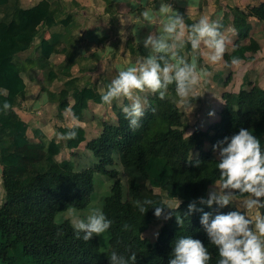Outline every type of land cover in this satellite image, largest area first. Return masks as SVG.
Returning <instances> with one entry per match:
<instances>
[{"label":"trees","instance_id":"trees-1","mask_svg":"<svg viewBox=\"0 0 264 264\" xmlns=\"http://www.w3.org/2000/svg\"><path fill=\"white\" fill-rule=\"evenodd\" d=\"M231 11L239 39L223 58L226 62L232 57L250 62L261 46L250 37L249 19L256 18L264 24V3L248 13L237 7ZM55 14L53 5L46 0L29 9L21 8L18 0H0L3 196L0 201V264H110L113 251L126 258L135 252L136 264H168L172 244L176 238L186 236L200 240L212 255L209 264H216L218 251L203 230L201 216L203 213L227 214L237 206L234 201L233 205L224 208L215 204L209 208L199 203L201 198H208L212 183L219 179L213 146L244 128L253 130L264 148V88L244 77L237 93L223 94L218 121L206 130L196 128L187 135L189 126L178 104L173 102L175 85H171L167 98L161 100L157 94L147 97L145 114L135 130L129 127L122 108H119L115 122L103 123L102 134L86 145L96 162L89 168L76 169L72 161H58L57 157L64 148L74 151L86 142L83 127L73 126L76 137L64 140L63 144L56 139L47 141L39 129L33 131L38 140L34 141L28 135V123L15 110L26 92L17 57L32 47L41 26L51 28L57 24ZM183 16L190 26L193 22ZM62 23L69 21L66 19ZM221 25L223 32L225 24ZM246 39H249L247 44L243 43ZM40 48L36 65L47 70L50 80L54 79L57 73L48 68V62L53 54L63 50L58 49V43L44 38ZM226 79L225 85L231 82L232 74ZM110 82L111 78L107 85ZM70 97L74 100L71 107L78 121H83L90 101L103 104L100 93L92 88H80L72 79L65 83L60 93L50 92V101L57 103L60 116L70 106ZM5 101L14 108L6 114L2 110ZM128 104L125 101L124 106ZM69 129L58 127L57 131L66 133ZM207 142L209 150H205ZM193 152H198L196 158H192ZM122 173L126 177L125 183L120 176ZM101 176L112 180L101 208L112 225L107 232L94 235L89 241L83 240V233L77 239L70 221L62 216L69 206L78 211L90 206ZM156 189L167 199L174 197L181 201L177 210L173 207L174 212L165 209V215L170 214L171 219L154 215L152 206L167 204ZM145 199H150L153 205H145L150 209L143 214L138 202ZM192 202H195L196 211L189 214L188 206ZM176 215L182 219L181 225L177 223ZM159 223L163 225L155 242L143 237L150 225ZM125 224L129 226L127 230L123 227ZM58 232L62 234L58 236Z\"/></svg>","mask_w":264,"mask_h":264},{"label":"clouds","instance_id":"clouds-1","mask_svg":"<svg viewBox=\"0 0 264 264\" xmlns=\"http://www.w3.org/2000/svg\"><path fill=\"white\" fill-rule=\"evenodd\" d=\"M140 3V0H137ZM143 11L136 17L139 26H158L155 32H150L143 41V46L149 55L137 60L126 68L118 70L117 75L106 88L101 89V102L111 105L114 101L123 103L126 99L130 103L122 107V112L129 122V127L135 130L140 126V120L148 105L146 96L141 93L157 94L163 100L168 97L169 86L175 85L173 102L191 109L194 104L190 97L197 87L207 80L210 72L198 63L197 54L202 55L205 62L216 65L223 62V57L231 41L221 31L222 25L208 16L201 17L198 22L190 26L185 23L184 16L167 0H161L159 9L140 4ZM193 6V0H188V7ZM136 35V30L132 33ZM139 44V41H136ZM190 44L194 55L187 59L182 50ZM230 66H239L243 61L239 57H232ZM47 101L43 96L39 103ZM2 110L6 114L14 110L13 105L5 101ZM65 115L75 124L78 118L69 106ZM60 140H71L77 135L70 127L66 133H57ZM190 135V134H189ZM217 154L216 168L219 179L209 190L208 198H201L199 203L211 208L214 204L219 208L233 205V201L240 200L235 210L227 214L203 213L200 223L209 238L210 244L218 251L216 264H264V148L261 141L254 135L253 130L241 128L237 134L225 137L213 146ZM200 162H196L199 167ZM242 198V199H241ZM175 201V209L180 207L181 201ZM153 205L150 199L138 202L139 211L145 214ZM157 218L171 219L165 215V209L173 211L167 204L152 206ZM68 215L77 239L89 241L94 235L100 236L107 232L112 221L107 219L100 208L90 210L86 218H81L76 208L69 206ZM196 211L195 202L188 206V213ZM187 217L186 214H183ZM176 221L182 224V219L176 215ZM124 229H128L125 224ZM62 233L58 232L60 236ZM212 255L208 248L198 239L191 236L176 238L172 244V252L168 264H209ZM137 254L131 256L111 253L110 264H136Z\"/></svg>","mask_w":264,"mask_h":264},{"label":"crops","instance_id":"crops-1","mask_svg":"<svg viewBox=\"0 0 264 264\" xmlns=\"http://www.w3.org/2000/svg\"><path fill=\"white\" fill-rule=\"evenodd\" d=\"M18 1L21 8L29 9L43 0ZM46 1L51 3L55 9L57 24L51 28L45 25L41 26L39 35L36 36L32 47L17 57L19 66L22 69L21 76L26 84V92L15 110L28 123L34 141H38L33 136L34 130H41L46 140L49 141L56 139L47 136V131L51 128L56 130L58 126L72 128L79 125L86 132L85 144L102 134L103 123L115 122L116 117L113 113L117 112L120 102L114 101L111 105H105L90 101L88 109L84 112L83 121L73 124L70 118L65 115V111L62 116L58 114L57 103L50 101V92L60 93L64 89L65 83L74 79L78 87L92 88L101 94V89L106 88L107 81L110 78L112 80V75L115 77L119 69L135 64L141 56L147 57L149 52L144 48L143 41L150 32H155L158 26L145 25L140 27L136 17L143 11V7L140 6L141 3L149 7H155L158 10L161 0H140V3L137 0ZM167 2L172 5L174 10L187 16L193 23L198 22L203 16H208L212 20H217L220 24H225L223 33L231 41L226 52H230L239 39L233 26L234 17L231 8L237 7L248 13L254 7L263 4L264 0H193L192 7H188V0H167ZM66 19L69 23H62ZM249 23L251 29L253 26L254 31H256L261 27L264 33V24L256 18H250ZM134 29L136 30L135 36L132 34ZM42 38L58 43V49L63 50L53 54L49 59L48 68L57 73V76L51 80L48 78L47 70L40 69L36 65L41 52L40 43ZM137 40L139 44L136 42ZM262 41L259 44L263 50L264 38ZM189 45L185 46L182 53L190 60L194 53L191 48L188 50ZM197 59L199 65L210 72L211 75L207 78V81L215 85L216 91L222 89L220 85L226 88L231 87L233 81L237 79L234 72L239 71L238 67L227 65L224 63L226 62L224 58L223 62L216 65L206 63L203 56L199 54H197ZM253 67L254 75L257 71L259 73L264 71V64L261 68L257 65ZM231 74V82L225 85L224 81ZM226 90L218 92L220 93V99H222L221 105L215 104L213 101L210 107L205 108V115L209 117L207 127L196 128L203 131L208 129L211 125L209 123L218 121L219 112L223 105V94L232 92L230 89ZM45 95L47 101L39 103ZM140 95L147 98L152 93H141ZM69 101L70 106H72L74 104L73 98L70 97ZM48 107L55 108L53 118L47 117L48 112H46V109ZM202 114L204 115L203 112ZM64 122L68 125H59V123L64 124ZM0 171H2V166H0ZM261 201L264 202V198H261ZM234 202L238 207L240 200ZM261 211L264 212V209H261Z\"/></svg>","mask_w":264,"mask_h":264},{"label":"rangeland","instance_id":"rangeland-1","mask_svg":"<svg viewBox=\"0 0 264 264\" xmlns=\"http://www.w3.org/2000/svg\"><path fill=\"white\" fill-rule=\"evenodd\" d=\"M262 33H263V31H262L261 27L259 30L254 31V28L252 26V29L250 32V37L257 40L259 43H262L263 42L262 41L263 40ZM243 43H249V39L243 40ZM262 64H264V48H263V50L261 49L260 52H258L257 54L254 55V59L252 61L243 62L242 64L237 66L239 71L234 72L235 77L237 79L233 81V85L231 87L226 88V87H222L220 85V87L222 89H219L218 91H216L215 85L209 83L207 80L205 82H203L202 84H200L197 87L194 94L192 95V97H190L191 103L194 104V108H193L192 112H191V109H186V108L178 105L181 112L184 113V118H185V120L189 126V128L187 130V135L191 134L196 127H201V128L207 127V125H208L207 119L209 117H206V115H205V113H206L205 108L210 107L212 105L213 101L215 102V104L221 105L222 99H220V93H218L219 91H227L226 89H230V91L237 93L244 83V77H248V79L251 82H253L255 85H259L260 87L261 86L264 87V71L262 73L261 72L259 73L257 71V73L254 75V67H253L254 65H257L258 67L261 68ZM113 78H114V76L112 75V79ZM125 101L130 103L129 101H127L125 99L123 101V103L120 102V106L118 107V109L122 108L124 106ZM46 112H48L47 117L50 116L53 118L55 115V108L53 109V108L48 107L46 109ZM202 112L204 113V115L202 114ZM113 114L115 115V117L117 116L116 111ZM213 123L214 122L209 123V125L210 124L212 125ZM59 125L60 126L65 125L66 126L68 124L64 122V124L59 123ZM30 132L31 131H29L28 135H29L30 139H32V134ZM57 133H58L57 129L54 130L51 128L49 131H47V136L50 138L55 137L57 141H60L61 144H63L64 140L58 139L57 135H56ZM87 143H85V144L83 143L82 146H80L78 149H75L74 151H69L66 148H64L63 152L57 157V160L58 161H64V160L72 161L74 163V166L76 167V169L91 167L94 164V162H96V160H95V158H93V156H91V151L86 148ZM209 149H210V145L207 142L205 144V150H209ZM215 155L217 157L216 153H215ZM191 156H192V158H196L198 156V152H193ZM80 165H81V167H80ZM117 169L121 171V167L117 166ZM0 174H1V171H0ZM120 176H121V179L123 180V182L125 183L126 177L123 175V173ZM100 179H101V183L96 185L95 192H94L95 195H94V198L92 199L90 206L84 211H78L77 210V212L81 218H86V216L89 214L90 210L93 208L98 207L101 209L102 205H103V197L107 196L109 194L108 191H109V187L112 183V180H110L106 176H101ZM0 180H1V175H0ZM95 180H96V178H95ZM155 192L158 194L159 193L162 194L164 196V200L166 201V203L168 205H170L172 208L175 207V201L167 199L165 194L161 193V191L159 189H156ZM2 199H3V196L0 192V201ZM62 217L70 221V217L68 215V212L63 214ZM162 225L163 224H161V223L150 225L149 229L143 234V237L148 238L151 241L155 242V240L157 239V237L159 235V232H160Z\"/></svg>","mask_w":264,"mask_h":264}]
</instances>
